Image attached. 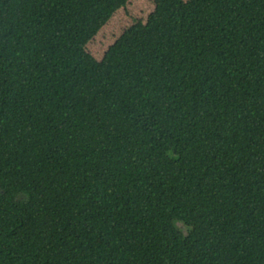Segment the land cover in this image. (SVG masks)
Listing matches in <instances>:
<instances>
[{
	"label": "trees",
	"instance_id": "trees-1",
	"mask_svg": "<svg viewBox=\"0 0 264 264\" xmlns=\"http://www.w3.org/2000/svg\"><path fill=\"white\" fill-rule=\"evenodd\" d=\"M0 0V264H264V0Z\"/></svg>",
	"mask_w": 264,
	"mask_h": 264
},
{
	"label": "rangeland",
	"instance_id": "rangeland-1",
	"mask_svg": "<svg viewBox=\"0 0 264 264\" xmlns=\"http://www.w3.org/2000/svg\"><path fill=\"white\" fill-rule=\"evenodd\" d=\"M156 0H130L116 11L98 34L85 45V51L100 62L116 41L138 22H146L154 11Z\"/></svg>",
	"mask_w": 264,
	"mask_h": 264
}]
</instances>
